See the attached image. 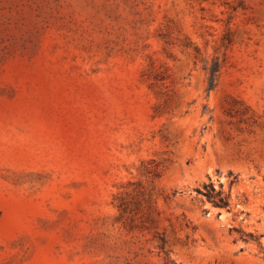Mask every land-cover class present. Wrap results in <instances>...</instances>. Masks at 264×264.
Here are the masks:
<instances>
[{
	"label": "rangeland",
	"instance_id": "obj_1",
	"mask_svg": "<svg viewBox=\"0 0 264 264\" xmlns=\"http://www.w3.org/2000/svg\"><path fill=\"white\" fill-rule=\"evenodd\" d=\"M0 264H264V0H0Z\"/></svg>",
	"mask_w": 264,
	"mask_h": 264
},
{
	"label": "trees",
	"instance_id": "obj_2",
	"mask_svg": "<svg viewBox=\"0 0 264 264\" xmlns=\"http://www.w3.org/2000/svg\"><path fill=\"white\" fill-rule=\"evenodd\" d=\"M238 181V176H234L231 179L230 184H234ZM205 190L204 191H199L202 192L204 194L207 195L208 199L212 201V203L216 206V207H229L230 205V193H226L224 190H216L215 186L213 185L212 182H210L209 184H205L204 185ZM160 243H159V248L162 252L166 253V259L169 260V253L168 250L166 249V240L165 238H161L160 239ZM255 240H258V242L261 244V242L259 241V237H255Z\"/></svg>",
	"mask_w": 264,
	"mask_h": 264
}]
</instances>
